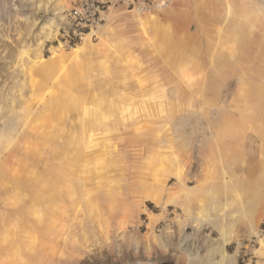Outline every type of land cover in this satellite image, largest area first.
<instances>
[{
	"label": "rangeland",
	"instance_id": "rangeland-1",
	"mask_svg": "<svg viewBox=\"0 0 264 264\" xmlns=\"http://www.w3.org/2000/svg\"><path fill=\"white\" fill-rule=\"evenodd\" d=\"M105 1L0 0V264H264V0Z\"/></svg>",
	"mask_w": 264,
	"mask_h": 264
},
{
	"label": "built area",
	"instance_id": "built-area-1",
	"mask_svg": "<svg viewBox=\"0 0 264 264\" xmlns=\"http://www.w3.org/2000/svg\"><path fill=\"white\" fill-rule=\"evenodd\" d=\"M105 2L123 4L131 12L141 15L170 7L173 0H106Z\"/></svg>",
	"mask_w": 264,
	"mask_h": 264
},
{
	"label": "bare ground",
	"instance_id": "bare-ground-1",
	"mask_svg": "<svg viewBox=\"0 0 264 264\" xmlns=\"http://www.w3.org/2000/svg\"><path fill=\"white\" fill-rule=\"evenodd\" d=\"M173 2H174V0H173ZM162 9H164V8H160L159 10H162ZM137 17L135 18L136 19V23L138 24V27H139V25H140V29H142L144 32H146L147 31V29H148V27L146 26L148 23H150V22H153V20L155 19V18H152V17H146V18H142L141 16H139L138 14L136 15ZM188 28V27H187ZM66 174V173H65ZM181 184V183H180ZM182 190V189H181ZM181 193H182V195H186V194H188V192H186V191H184V190H182L181 191Z\"/></svg>",
	"mask_w": 264,
	"mask_h": 264
},
{
	"label": "crops",
	"instance_id": "crops-1",
	"mask_svg": "<svg viewBox=\"0 0 264 264\" xmlns=\"http://www.w3.org/2000/svg\"><path fill=\"white\" fill-rule=\"evenodd\" d=\"M117 4L124 6L123 4H120V3H117ZM124 8H125L127 11L131 12V11L128 10L125 6H124Z\"/></svg>",
	"mask_w": 264,
	"mask_h": 264
}]
</instances>
